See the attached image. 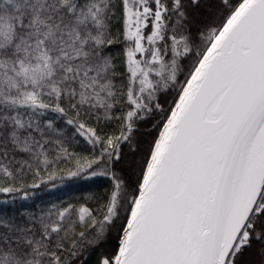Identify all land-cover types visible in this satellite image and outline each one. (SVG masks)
<instances>
[{
  "label": "snow or ice",
  "instance_id": "6c2138e0",
  "mask_svg": "<svg viewBox=\"0 0 264 264\" xmlns=\"http://www.w3.org/2000/svg\"><path fill=\"white\" fill-rule=\"evenodd\" d=\"M0 197V264H264V0H0Z\"/></svg>",
  "mask_w": 264,
  "mask_h": 264
},
{
  "label": "trees",
  "instance_id": "16d2710c",
  "mask_svg": "<svg viewBox=\"0 0 264 264\" xmlns=\"http://www.w3.org/2000/svg\"><path fill=\"white\" fill-rule=\"evenodd\" d=\"M90 191H102V189L98 185L92 183L65 181L63 185L56 189L50 190L42 187L41 189L35 190L36 195L34 200L37 204L47 205L51 202L80 197L88 194ZM0 199H3V197H0ZM19 203L30 206L33 200L20 201Z\"/></svg>",
  "mask_w": 264,
  "mask_h": 264
}]
</instances>
